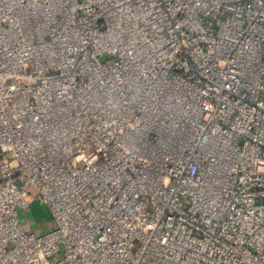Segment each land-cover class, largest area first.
Listing matches in <instances>:
<instances>
[{"label":"built area","instance_id":"2783aa9c","mask_svg":"<svg viewBox=\"0 0 264 264\" xmlns=\"http://www.w3.org/2000/svg\"><path fill=\"white\" fill-rule=\"evenodd\" d=\"M0 264H264V0H0Z\"/></svg>","mask_w":264,"mask_h":264},{"label":"rangeland","instance_id":"374dc122","mask_svg":"<svg viewBox=\"0 0 264 264\" xmlns=\"http://www.w3.org/2000/svg\"><path fill=\"white\" fill-rule=\"evenodd\" d=\"M25 214L24 218H27L28 220L31 219L29 222L33 224L35 223V227L41 222L46 223L44 226L52 225L47 208L37 202H34Z\"/></svg>","mask_w":264,"mask_h":264}]
</instances>
